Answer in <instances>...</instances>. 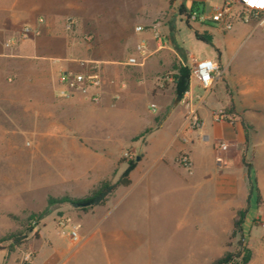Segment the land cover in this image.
<instances>
[{"label": "crops", "instance_id": "crops-1", "mask_svg": "<svg viewBox=\"0 0 264 264\" xmlns=\"http://www.w3.org/2000/svg\"><path fill=\"white\" fill-rule=\"evenodd\" d=\"M130 2L0 0L2 40L15 37L23 27L36 26L37 20H43L38 27V35L11 48L0 45V65L13 67L21 62L30 66L35 73H39V68L44 69L43 75L21 76L15 70L9 71L7 86L10 93H0L1 122L16 124L18 133L30 139V154L41 156L42 163L49 167L51 179L48 181L47 176L44 186L55 189L56 192L51 195L84 197L100 182H115L126 168V163L120 161L121 153L125 147L134 149V157L139 160H135L134 168L129 173L130 184L116 188L103 205L81 211L80 220L95 218L99 227L111 219L112 226L124 227L125 211L131 212L143 206L146 207L145 224L151 228L155 222L163 225L168 219L167 213L176 208L180 212L176 220L179 229H216L215 236L207 240L206 247L212 250L216 247L219 253L210 256L208 262L218 259L232 248L233 244L228 245V242L233 221L239 211L246 209L247 212L249 207L253 194L248 195L249 181L241 163V159H244L251 165L261 197L260 205L256 204L254 222L246 232V240L243 238L249 254L246 264H264L263 31L254 28L252 23H235V32L223 44V51L228 56L224 68L221 52L215 46V56L212 53L203 58L217 63L221 75L212 89L203 94L204 104L198 108L201 128L190 130L183 127L185 110L181 101L175 103L176 96L170 85L172 82H162L160 78L173 72L174 65L194 57L187 54L185 58L175 48L169 49L165 45L157 50L150 33L153 25H144L136 14L128 13L123 5ZM222 2L181 0L179 3L187 10L196 6L194 10L208 14L220 7ZM107 5H111L112 11L118 15L128 13L135 23L134 29L141 27L149 34L148 46L151 50L148 52L146 47V57L143 61L139 60V65L127 66L124 64L126 59L119 61L115 58L116 43L111 42L110 34L105 29ZM67 18L75 20V37L64 30ZM207 23L200 26L208 27ZM164 28L169 30L170 35V23ZM81 35L93 38L90 43L83 41L86 48L90 44V48L112 55L107 54L98 60L89 56L79 58L77 37ZM165 37L172 38L171 35ZM245 41L247 44L242 45ZM233 47H242L237 60L233 58L236 52H232ZM90 60L122 66L121 80L108 82L105 77L102 78V94L97 103H89L81 97L57 98L53 94L56 73L59 70H78L80 61ZM1 74L6 72L2 70ZM19 84L20 90L14 93ZM189 88L194 95L202 93L194 81H191ZM114 96H117L116 100ZM140 98L148 101V119L145 123L135 110ZM151 104L155 106L154 110L149 108ZM14 109H17L18 117L12 115ZM211 111H222L225 119L213 122ZM123 115H128L140 125L123 142L116 144L97 134L110 126L111 121L121 124ZM145 128L148 133L143 140H133ZM0 131L6 134L4 128H0ZM219 142L227 144L225 151L216 149ZM181 154L188 159L187 167L177 163ZM1 179H9V176L3 174ZM168 185L171 186L167 188ZM155 194L161 198L175 194L180 204L173 202L159 207L153 199ZM257 228L262 232H257ZM95 232L102 244L98 254L105 264H122V259L127 257L118 250L119 243L127 239L135 244L142 241L149 243L152 238L151 231L144 235L133 230L102 227ZM82 233L83 240L76 245V250L83 249L94 234ZM134 256L136 254L130 258ZM67 261L50 251L37 253L34 257V264H68Z\"/></svg>", "mask_w": 264, "mask_h": 264}, {"label": "rangeland", "instance_id": "rangeland-1", "mask_svg": "<svg viewBox=\"0 0 264 264\" xmlns=\"http://www.w3.org/2000/svg\"><path fill=\"white\" fill-rule=\"evenodd\" d=\"M179 2L181 0H131L130 3H124L123 7L131 15L134 16L136 14L139 21L143 20L144 25L159 27L163 44L169 49L175 48L185 58L187 54H190L195 59H203L212 53L215 56L213 46L217 47L221 52L223 67L224 62L228 59V56L223 51V44L235 32L237 25L234 23L228 31L221 30L219 26L211 22L206 24L209 28L200 25L189 28L185 23V17L178 11ZM198 10L200 9L198 8ZM128 13L124 12L125 15H118L112 11L111 5L106 7L105 17L107 18V25L105 29L110 34L109 39L111 42L116 43L114 55L119 61H123L129 56H137L136 44L143 43L147 47L148 52L151 50L148 46L150 43L148 41L149 34H147L145 29L135 32V23H133V19ZM168 23H170L172 28L170 33L172 38L166 39L165 36H170L169 30L164 28ZM193 31H197L200 36L207 38L210 41V45L197 40ZM74 32L75 29H73L72 34ZM73 36L75 37L76 34H73ZM82 38L83 35L77 37L79 58H88L89 56L90 59L98 60L107 54L112 55V53H104L94 47L90 48V44L89 48H86L83 45ZM120 40L121 42L118 43ZM246 44L247 41L242 45ZM241 48L233 47L232 52L236 51L233 57L235 60L238 59ZM190 59L186 58L182 61V64H179L189 69ZM98 63L101 79L105 77L108 82L121 80L124 71L121 68L122 66ZM3 66L0 65L1 94L10 93L7 79L11 70H15L21 76L44 74V69L39 68V73H35L32 72L30 66L21 62L15 63L13 67ZM2 70L6 74H1ZM169 75L172 77L173 84V72L169 73ZM172 84L170 85L173 89ZM165 85L169 84L165 83ZM19 86L20 84L14 93L20 90L21 87L19 88ZM146 103H148L146 99L140 98L135 107V110L143 119L142 123H145V120L148 119ZM12 115L18 117L17 109L12 111ZM121 121V124L111 121L110 126L100 130L97 134H101L106 140L109 139L119 144L125 140L128 134L134 132L140 126L139 122L134 121L128 115H123ZM0 128H4L6 133L4 134V131H0V264H24L25 260H28L29 264H34V257L37 253L49 251L58 253V255L67 259L68 264H105V261L98 254L101 252L102 244L99 242V235L95 232L97 228L102 227H108L111 230L120 228L127 231L133 230L144 235L151 231L150 235L152 238L149 243L148 241H142L135 244L127 239V241L118 244V250L122 254L127 255V257L122 259V264H206L210 256L219 253V249H216V247L213 250L206 247L207 240L213 239L216 229L213 227L179 229L176 226V220L180 212L176 208L174 211L167 213L168 219L163 225H161V222H155V226L149 228L145 224L146 207L143 206L131 212L125 211L124 227L112 226L113 220L111 219L99 227L95 218L80 220V208L73 207L68 203L47 206L48 198L55 199L67 195H51L56 192L55 189L44 186L45 178L48 176V181L51 179L49 167L42 163L41 156L30 154L32 150L30 139L18 133L16 124L2 123L0 120ZM147 130L145 128L133 139L143 140V133ZM9 143L10 147H8ZM125 152L129 154L126 158L123 157ZM135 153L134 149L125 147L121 153L120 161L133 160ZM3 174L5 176L8 175L9 179H1ZM170 186L168 185L167 188ZM67 197L79 199L83 196ZM153 199L159 207L167 206V204L173 202L180 204L178 201L179 197L175 194L162 198L155 194ZM255 209L256 199L255 194H253L242 226V236L245 240L247 237L246 232L254 222ZM74 226L79 227L78 234L82 240V232L94 233L92 239L81 250H76V245L82 240L73 243L67 237L69 230ZM257 232H262V229L257 228ZM232 244V248L224 252L220 257L237 251V238L229 237L228 245ZM162 253H164V256H161ZM134 254H136L135 258H130ZM214 260H210L207 264H212Z\"/></svg>", "mask_w": 264, "mask_h": 264}, {"label": "built area", "instance_id": "built-area-1", "mask_svg": "<svg viewBox=\"0 0 264 264\" xmlns=\"http://www.w3.org/2000/svg\"><path fill=\"white\" fill-rule=\"evenodd\" d=\"M185 20L190 26L202 25L211 22L219 26L221 30L228 31L234 23L249 24L252 23L254 28H258L264 33V0H223L222 5L211 10L208 14L191 9L187 11ZM43 23L42 19L37 20L36 26L23 27L17 36L10 37L6 40L0 39V45L4 48H11L18 42L28 40L38 35L39 25ZM75 26L73 18H67L64 23V30L72 33ZM135 32L142 31L141 27H136ZM152 40L155 42L156 49L163 47L162 36L157 26L150 28ZM92 37L83 36L85 43H90ZM135 50L137 56H131L124 62L127 66L139 65V60L143 61L146 57V47L143 43L136 45ZM189 65V83L188 90L181 96V102L185 110L183 115V127L190 130H198L201 128L202 122L198 115V108L204 104L203 94L208 93L215 82L219 79L221 72L217 63L210 59H190ZM160 80L162 82H172L169 74L163 75ZM194 81L202 91L199 95L192 94L189 85ZM53 94L59 99H72L81 97L89 103H97L102 94V79L99 63L95 61H80L78 70H59L53 84ZM114 100L117 96L113 97ZM151 110L155 109L154 105H150ZM210 117L213 122H220L225 119L222 111H211ZM227 144L219 142L216 146L218 151H225ZM128 153H123V157H128ZM177 163L182 167H187L189 162L184 154L177 158ZM220 163V159L217 160ZM78 226L72 227L68 232V240L77 243L82 240L78 234ZM24 264H29L25 260ZM221 264H241V256L234 258L232 261Z\"/></svg>", "mask_w": 264, "mask_h": 264}, {"label": "trees", "instance_id": "trees-1", "mask_svg": "<svg viewBox=\"0 0 264 264\" xmlns=\"http://www.w3.org/2000/svg\"><path fill=\"white\" fill-rule=\"evenodd\" d=\"M196 8V6L191 7V9ZM189 9V10H191ZM179 13L186 17L187 9L180 4L178 8ZM186 25L189 28H192L187 21L185 20ZM194 37L197 40H201L204 43H207L210 45V41L200 36L196 31H193ZM173 89L175 96L177 95H183L188 90V83H189V69L186 67H182L180 64H176L173 66ZM148 133V130L145 131L143 134L145 135ZM135 140V139H133ZM126 168L125 170L119 175L117 180L115 182L110 181H103L97 184L96 187H94L90 193L82 198L75 199L70 198L67 196L60 197V198H48L47 199V206H51L53 204H60V203H68L73 207L80 208L82 212H86L89 209L103 205L106 201L109 195H111L114 190L120 186L125 187L130 184L129 180V173L134 168L135 165V158L133 160L126 161ZM241 163L243 167L246 169L247 177L249 181V191L248 195L255 194L256 204L260 205L261 203V197L258 193V190L256 188V180L252 176L251 171V165L247 163L244 159H241ZM246 214V209L239 211L236 214V217L233 221V227L231 231L230 237L237 238V245L238 249L235 253L232 254H225L222 257L214 260L212 264H221V263H227L232 261L234 258L241 256V264H246L249 261V254L247 253V250L243 244V236H242V223L244 220Z\"/></svg>", "mask_w": 264, "mask_h": 264}, {"label": "water", "instance_id": "water-1", "mask_svg": "<svg viewBox=\"0 0 264 264\" xmlns=\"http://www.w3.org/2000/svg\"><path fill=\"white\" fill-rule=\"evenodd\" d=\"M180 100H181V95H177L175 97V103L179 102ZM135 160L138 161L139 160L138 157H136Z\"/></svg>", "mask_w": 264, "mask_h": 264}]
</instances>
